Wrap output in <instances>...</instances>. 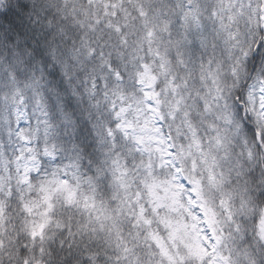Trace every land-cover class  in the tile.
I'll return each instance as SVG.
<instances>
[{
  "label": "clouds",
  "instance_id": "obj_1",
  "mask_svg": "<svg viewBox=\"0 0 264 264\" xmlns=\"http://www.w3.org/2000/svg\"><path fill=\"white\" fill-rule=\"evenodd\" d=\"M173 261L264 264V0H0V264Z\"/></svg>",
  "mask_w": 264,
  "mask_h": 264
},
{
  "label": "snow or ice",
  "instance_id": "obj_2",
  "mask_svg": "<svg viewBox=\"0 0 264 264\" xmlns=\"http://www.w3.org/2000/svg\"><path fill=\"white\" fill-rule=\"evenodd\" d=\"M141 219H144L143 217V211H141ZM145 223L150 224L151 220H145ZM176 234V229H173L172 235L174 236ZM153 239L157 241V244L161 247V250L164 255H168V249L164 246L163 242L160 240V238L156 235H153ZM189 255L193 258H198L201 261L204 259V256L207 254V249L200 247L198 244H189ZM173 258L169 256V260H172ZM183 259V257H181ZM174 264V261H173Z\"/></svg>",
  "mask_w": 264,
  "mask_h": 264
}]
</instances>
